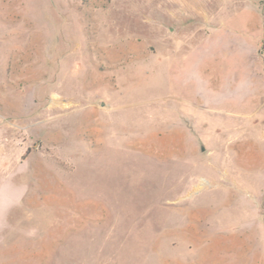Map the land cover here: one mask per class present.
Here are the masks:
<instances>
[{
	"label": "rangeland",
	"instance_id": "rangeland-1",
	"mask_svg": "<svg viewBox=\"0 0 264 264\" xmlns=\"http://www.w3.org/2000/svg\"><path fill=\"white\" fill-rule=\"evenodd\" d=\"M263 13L0 0V264H264Z\"/></svg>",
	"mask_w": 264,
	"mask_h": 264
},
{
	"label": "crops",
	"instance_id": "crops-1",
	"mask_svg": "<svg viewBox=\"0 0 264 264\" xmlns=\"http://www.w3.org/2000/svg\"><path fill=\"white\" fill-rule=\"evenodd\" d=\"M264 16V13H263ZM262 92H263V96H264V72L262 74Z\"/></svg>",
	"mask_w": 264,
	"mask_h": 264
},
{
	"label": "bare ground",
	"instance_id": "bare-ground-1",
	"mask_svg": "<svg viewBox=\"0 0 264 264\" xmlns=\"http://www.w3.org/2000/svg\"><path fill=\"white\" fill-rule=\"evenodd\" d=\"M185 4V3H184Z\"/></svg>",
	"mask_w": 264,
	"mask_h": 264
}]
</instances>
